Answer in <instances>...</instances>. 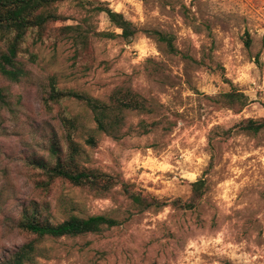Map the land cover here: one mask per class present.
Instances as JSON below:
<instances>
[{
    "label": "rangeland",
    "instance_id": "1",
    "mask_svg": "<svg viewBox=\"0 0 264 264\" xmlns=\"http://www.w3.org/2000/svg\"><path fill=\"white\" fill-rule=\"evenodd\" d=\"M121 13L138 30L125 42L104 12ZM64 21L40 41L28 37L17 57L25 75L0 74V262L34 236L16 228L23 206L36 202L42 219L57 224L74 215H105L119 225L77 237L44 238L26 264H264V129L237 126L264 119V0H58ZM79 25L84 42L62 27ZM148 31L173 36L176 53ZM55 34V37L53 36ZM62 34V35H61ZM5 43L0 41V54ZM107 100L129 85L152 106L151 115L127 114L134 127L123 139L100 134L78 101L47 102L49 85ZM247 97L239 112L219 95ZM62 117H77L80 167L116 179L106 194L47 179L31 164L56 138L65 150ZM160 120L146 133L138 124ZM203 180L192 209L191 184ZM121 182L167 204L142 212L121 192Z\"/></svg>",
    "mask_w": 264,
    "mask_h": 264
},
{
    "label": "trees",
    "instance_id": "2",
    "mask_svg": "<svg viewBox=\"0 0 264 264\" xmlns=\"http://www.w3.org/2000/svg\"><path fill=\"white\" fill-rule=\"evenodd\" d=\"M58 0H0V41L5 43V52L0 54V74L9 81L17 82L25 71L17 60L21 45L30 36L35 41H40L46 33L53 31L51 25L64 21L56 14L54 5ZM104 12L113 27L120 31L118 35L102 34V36H116L125 42L133 39L138 32L136 27L121 13H116L109 8H98ZM62 33L71 31L75 34V42H84L87 33L80 30L79 25L61 28ZM159 43L165 44L168 52L175 54L172 40L173 36L158 31H148ZM62 35V34H61ZM55 37V34H53ZM221 103L235 112L241 111L247 104V97L238 91L231 90L219 95ZM69 99L80 102L91 113L93 129L88 130L85 144L93 147L96 136L104 134L114 140L123 139L134 127L126 123L127 114L136 112L143 115H151L152 106L149 101L135 92L131 86L122 84L116 87L108 96L107 100L93 98L85 93L73 90H59L53 83L49 85V93L46 101L58 103ZM0 103H5V97L0 91ZM61 124L65 131L66 149L63 150L56 138L51 140L48 153L52 163L42 157L32 158L31 164L39 168L47 179L45 186L56 179L66 181L73 186L87 187L90 191L103 195L116 184V179L99 171L80 167L78 159L82 153V147L75 141L80 128L77 117H62ZM160 120H154L149 125L140 122L138 129L146 133L153 126H157ZM82 126V125H81ZM237 126L242 131L257 134L264 129V119L259 121L246 119ZM121 192L131 203L132 207L142 212L151 207L159 208L167 204L166 201L142 195L132 190L127 183L121 182ZM190 197L183 202L180 198L174 199L171 204L180 209H192L204 193L205 183L197 180L191 184ZM43 207L39 208L36 202H29L23 206L16 221V228L23 233L34 236V240L22 244L0 264H26L39 256L40 249L37 242L44 238L77 237L85 234L100 232L119 225V222L105 215H95L86 218L71 215L61 223H51L48 219H42Z\"/></svg>",
    "mask_w": 264,
    "mask_h": 264
}]
</instances>
